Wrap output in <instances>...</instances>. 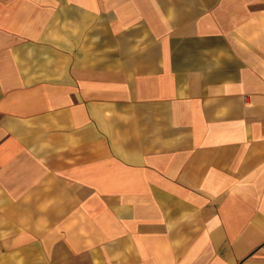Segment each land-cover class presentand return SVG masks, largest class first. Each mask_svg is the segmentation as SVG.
I'll return each mask as SVG.
<instances>
[{
	"label": "crops",
	"instance_id": "obj_1",
	"mask_svg": "<svg viewBox=\"0 0 264 264\" xmlns=\"http://www.w3.org/2000/svg\"><path fill=\"white\" fill-rule=\"evenodd\" d=\"M0 264H264V0H0Z\"/></svg>",
	"mask_w": 264,
	"mask_h": 264
}]
</instances>
